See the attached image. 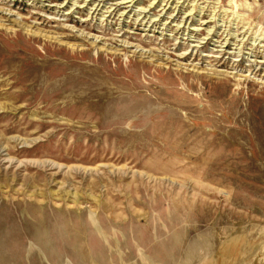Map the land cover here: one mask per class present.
I'll use <instances>...</instances> for the list:
<instances>
[{"label":"rangeland","instance_id":"obj_1","mask_svg":"<svg viewBox=\"0 0 264 264\" xmlns=\"http://www.w3.org/2000/svg\"><path fill=\"white\" fill-rule=\"evenodd\" d=\"M127 1L0 0V264H264V0Z\"/></svg>","mask_w":264,"mask_h":264},{"label":"bare ground","instance_id":"obj_2","mask_svg":"<svg viewBox=\"0 0 264 264\" xmlns=\"http://www.w3.org/2000/svg\"><path fill=\"white\" fill-rule=\"evenodd\" d=\"M127 2H130V3H132L133 2V0H128ZM129 3V4H130ZM193 15V14H192ZM187 16V15H186ZM212 22V20L210 19V20H208L205 24L207 25L208 23H211ZM204 24V23H203ZM220 24V23H219ZM182 25V24H181ZM183 27V26H182ZM217 27H218V25H217ZM179 28V27H178ZM180 30V29H179ZM194 30V29H193ZM198 31V30H197ZM209 31V30H208ZM215 31V30H214ZM211 32L212 31H209V35L211 34ZM234 37V35L233 36H231V39ZM209 38V36L207 37V38H204V39H208ZM199 43H206V40H204L203 42H199ZM260 44V43H259ZM258 44V45H259ZM196 46H200V45H196ZM225 46V45H224ZM262 46H264V45H262ZM195 47V46H194Z\"/></svg>","mask_w":264,"mask_h":264}]
</instances>
